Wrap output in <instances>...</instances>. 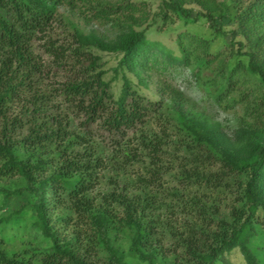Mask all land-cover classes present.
<instances>
[{"label": "trees", "instance_id": "16d2710c", "mask_svg": "<svg viewBox=\"0 0 264 264\" xmlns=\"http://www.w3.org/2000/svg\"><path fill=\"white\" fill-rule=\"evenodd\" d=\"M229 1L200 0L193 12L188 0H0V179L22 178L47 241L30 240L19 253L0 243V264H215L234 249L260 264L250 239L264 221V124L229 135L188 110L174 88L160 86L171 103L146 92L148 71L192 65L194 77L213 71L218 102L248 76L264 84V0L239 12ZM60 7L112 15L114 37L85 32ZM172 13L185 25L177 52L147 38ZM146 16L151 26L138 28ZM197 20L223 50L189 31ZM94 50L112 54L111 78ZM105 147L122 167L144 162L145 174L92 194ZM180 184L233 197L223 205L211 194H181ZM115 231L126 234V250L112 243Z\"/></svg>", "mask_w": 264, "mask_h": 264}, {"label": "rangeland", "instance_id": "374dc122", "mask_svg": "<svg viewBox=\"0 0 264 264\" xmlns=\"http://www.w3.org/2000/svg\"><path fill=\"white\" fill-rule=\"evenodd\" d=\"M100 2H109L114 0H99ZM152 1V0H151ZM200 0L189 1V6H192L193 12H199L201 6L198 4ZM251 0H232L229 1V10L239 12L243 8H246L250 4ZM187 2V0H186ZM211 3V1H210ZM61 11L65 14H69V17L74 19L85 32H94L96 35L103 36L107 39H112L115 35L116 28L115 20L112 15L97 16L92 14V10L88 9L83 11H77L73 9H63ZM84 10V9H83ZM87 11V12H86ZM151 19L141 18L138 20V28H144L151 26ZM203 21L197 20L186 25L191 32H197L203 35H209L211 38L212 49L223 50L224 44L218 37H213L211 29L206 27ZM183 22L175 14L172 13V17L168 22L158 21L154 23L147 30V38L151 40H157L165 47L174 50L175 48V35L179 30L185 29ZM264 33V32H263ZM228 41V37H225ZM97 54L102 56L104 61V67L107 69L106 78H111L113 72L111 70L115 63L112 54L104 51L94 50ZM196 69L192 66L176 67L165 70L163 73H158L155 69H152L148 73L150 76L146 80L148 88L147 94L152 98L158 95L160 98H164L165 102L171 103V96L168 91L162 94L160 86L164 88L167 85L174 88L185 99V106L188 110L199 113L204 118L213 124H218L221 129L232 134V130L241 127L259 128L264 124V114H259L261 105L260 97L264 94V84L260 80L253 76H248L247 86H239L240 90H245L241 93L240 90H236L227 96L222 102L215 101L212 94L214 91V85L212 84L213 71L201 70L200 76H193ZM113 88L117 89V83L113 81ZM159 88V89H158ZM107 148V147H105ZM112 149L107 148L104 150V157L107 159L106 169H99L97 174V185L92 191V194H97L99 191H106L112 188L110 181L114 178H119L123 182H127L130 179L136 180L137 174H145V163L134 162L124 167L123 163L119 160L115 162L111 160L113 156ZM114 162V164H112ZM144 163V164H143ZM167 164V163H166ZM118 165V166H117ZM176 165V164H173ZM116 166V167H115ZM119 167V168H118ZM121 172V174H120ZM169 174L166 178L169 180ZM170 187L174 185L171 181H165ZM24 181L21 177L15 176L12 178L0 179V218L9 215V220L6 223L0 225V243L9 251L19 253L22 248L29 244L32 240L41 246L47 244V241L40 235L39 230L34 227L35 212L32 207L34 196L28 191L24 190ZM135 183V182H134ZM163 183V182H162ZM135 187H138L137 185ZM178 187V191L181 194H187L189 196L194 195H210L216 202L220 204H229L231 198L229 192L225 193H210L203 186L192 185L188 188H183L182 184ZM134 188V187H133ZM164 189V188H163ZM163 216L167 213L162 210ZM64 214H67L64 212ZM182 219H179L180 222ZM112 243L116 244L119 248L126 250L128 246V239L125 233L121 231H115L111 234ZM250 243L260 260V264H264V221L256 224V233L250 239ZM129 260L135 261L136 259L128 257ZM160 261V260H159ZM215 264H246L242 255L238 249H234L232 252L224 254L221 259L217 260Z\"/></svg>", "mask_w": 264, "mask_h": 264}]
</instances>
